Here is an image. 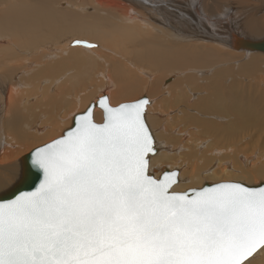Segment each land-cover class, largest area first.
Instances as JSON below:
<instances>
[{
    "label": "bare ground",
    "instance_id": "obj_1",
    "mask_svg": "<svg viewBox=\"0 0 264 264\" xmlns=\"http://www.w3.org/2000/svg\"><path fill=\"white\" fill-rule=\"evenodd\" d=\"M65 1L67 6L63 4ZM65 1L0 0V194L20 181L21 158L29 145L50 139L72 110L82 108L84 111L92 102L97 104L101 95H106L110 106L116 108L119 106L113 105L131 102L144 92L149 94L146 122L156 138L160 125L158 112L162 109H173L182 118L187 116L188 123L177 131L180 141L188 143L185 144L188 155L181 158L184 161L175 160L173 149L167 151L164 141L155 143L157 153L149 157L148 169L156 179L164 171H178L179 182L172 192L200 189L205 180L218 181L221 177L247 186L257 179L264 180V152L257 148L256 157L261 164L244 172L228 165L234 157L229 145L232 137L253 128L258 135L263 134L264 117L258 110L262 103L256 98L250 101L255 85L264 83L263 64L260 56H256L259 52L235 47L239 39H263L255 38L264 34V23L253 14L244 16L243 13L238 15L239 21L234 17V9L223 5L214 4L220 12L210 14L208 4L203 5L206 8L202 10L200 0H188L189 6L181 8L191 15L193 28L190 31L194 32L183 36L179 31L172 33L165 28L167 19L162 9H167L170 0ZM76 3H79L77 10H71L70 4ZM146 3L149 8H143ZM88 6H93L94 10L89 12ZM83 8L85 11H80ZM140 10L149 12L145 15ZM144 16L153 24L138 21ZM71 36L100 47L89 42L94 45L92 48L73 46L75 41L69 39ZM233 51L240 54L235 55ZM245 56L250 57L248 67L247 64L229 65L211 74L215 65L229 64ZM171 76L175 80L170 84L171 80L166 79ZM244 77L251 78L252 85L244 86ZM164 80L167 86L161 85ZM85 85L91 89L84 90ZM96 94L99 96L93 100ZM103 116L102 110L96 107L94 122L103 124ZM34 124H48L49 130H36L41 135L33 134L29 129ZM184 126L191 129L186 131L188 127ZM198 133L204 137L195 138ZM2 135H5L6 147ZM253 135L250 138L255 143L262 139L255 140ZM225 142L228 145H223ZM218 145L222 146L216 147ZM240 145L243 150L244 146ZM224 153L231 158L222 161ZM243 264H264V247Z\"/></svg>",
    "mask_w": 264,
    "mask_h": 264
},
{
    "label": "water",
    "instance_id": "obj_2",
    "mask_svg": "<svg viewBox=\"0 0 264 264\" xmlns=\"http://www.w3.org/2000/svg\"><path fill=\"white\" fill-rule=\"evenodd\" d=\"M235 48L264 54V37ZM147 104L103 97L22 159L0 194V264H243L264 247V183L174 193L178 171L150 174Z\"/></svg>",
    "mask_w": 264,
    "mask_h": 264
},
{
    "label": "rangeland",
    "instance_id": "obj_3",
    "mask_svg": "<svg viewBox=\"0 0 264 264\" xmlns=\"http://www.w3.org/2000/svg\"><path fill=\"white\" fill-rule=\"evenodd\" d=\"M65 1V0H64ZM148 1H150V0H148ZM165 2H166V0H164ZM188 0H170V2H169V4H167V7H165V8H167V9H162V11H163V15H164V17H166V19H167V23H166V26H165V28L167 29V30H169V31H172V33H176V31H179L178 33L179 34H183V36H186V34L187 35H190V33H192V32H194L193 30H192V32L190 31V28H193V25H192V23L190 22V20H189V18L191 17V15L189 14V16H188V13H187V10H184L183 8H181V6H189V4H188V2H187ZM202 3V10L204 9V7H203V5H207L206 7H207V12L208 13H210V14H216V13H218V11L219 10H217V7H215L216 5H214V4H217V5H220V6H228V8H231L232 10L234 9V11H235V14H234V17L236 16V18L237 19H239V21H240V18H239V16L238 15H241L242 13L244 14V16H247V15H249V16H251L252 14L253 15H255L256 16V18L257 19H259V21L261 22V23H264V0H208V3H207V0H200ZM204 1H206V2H204ZM209 1L211 2V3H209ZM222 1V2H221ZM224 1V2H223ZM183 3H185V4H183ZM222 3H227V4H222ZM63 4H66V6H67V1H65ZM77 4H79V3H76V4H70V9L71 10H75L76 9V7H78V5ZM161 4V3H160ZM214 6H213V5ZM148 5L149 4H145V6L146 7H143V8H147L148 7ZM173 5H175V6H173ZM180 5V6H179ZM210 5V6H209ZM178 6V7H177ZM89 7V12H92L93 10H94V8H93V6H88ZM174 7H176V8H174ZM205 7V8H206ZM209 7V8H208ZM211 7H214V8H211ZM149 8V7H148ZM180 8V9H179ZM190 8V7H189ZM240 8V9H239ZM213 9H215V10H213ZM77 10V9H76ZM80 11H85L84 10V8L82 9V10H80ZM142 13H144L145 15L149 12V11H147V10H140ZM167 11V12H166ZM169 11H173L172 13L171 12H169ZM240 11H242L241 13H240ZM161 12V11H160ZM214 12V13H213ZM220 12V11H219ZM168 13H171V14H168ZM186 13V14H185ZM174 14V15H173ZM157 16V14H156V12H154V16ZM156 19H157V17H156ZM178 19V20H177ZM141 20H146L148 23H151V24H153V22L149 19V17H147V16H144L143 18H139L138 19V21L140 22ZM185 21H187V22H185ZM159 23L161 24L162 23V21H159ZM179 24V25H178ZM178 25V26H177ZM184 26H186V27H184ZM263 27H264V25H262ZM178 28V29H177ZM262 34V33H261ZM264 37V34H262V35H260V36H258V38L256 37L255 39H261V38H263ZM72 38V40L73 41H86V42H89V40H85L84 38H76V37H74V36H71V37H69V39H71ZM84 39V40H83ZM89 43H93V42H89ZM195 43V42H194ZM93 44H95L96 45V47H98L99 46V44H97V43H93ZM182 44H187V43H182ZM191 44H193V43H191ZM98 45V46H97ZM83 47V46H82ZM100 47V46H99ZM228 50V49H227ZM230 52V51H229ZM232 52V51H231ZM234 53H235V55H237V54H240V53H236L235 51H233ZM260 56V60L262 61V64H263V68H264V54H262V53H258L256 56ZM31 58H32V56H31ZM241 58V57H240ZM243 59H239V58H237V59H235V60H232V61H230L231 63H222V64H218V65H220V67L218 66V65H215L214 66V69H213V71H212V73L211 74H213L216 70H220V69H222V68H226V67H229V65L230 66H242V65H246L247 67H248V65H249V62H250V57L249 56H245V57H242ZM239 59V60H238ZM237 60V61H236ZM31 62H33V61H31ZM219 67V68H218ZM264 70V69H263ZM157 73V72H156ZM255 73V72H254ZM253 73V74H254ZM258 74V73H257ZM256 75V74H255ZM254 75V76H255ZM239 76V75H238ZM173 77V78H172ZM264 77V76H263ZM263 77H262V80H263V82H264V79H263ZM228 78H231V77H228ZM251 78H253V75H252V77ZM251 78H248V77H244V79H245V81H244V86H250V85H252L251 84ZM167 81H169V80H171V82H170V84L175 80V77L174 76H171V77H169L168 79H166ZM167 81H162V82H160L161 83V85L162 86H167L166 85V82ZM87 85H85L83 88H84V90H90L91 89V87L90 86H87ZM256 86V88H255V91L254 92H252V95H251V97H250V101L253 99H255V100H260L259 101V103L261 104L260 106H259V108H258V110H259V112L262 114V116L264 117V83H263V85H255ZM93 88V87H92ZM247 89H249V87H247ZM251 89V88H250ZM249 89V90H250ZM145 94V95H144ZM147 92H144L143 94H141V97L139 96L138 98H136V99H131V102H136V101H138V100H140V99H142V98H147ZM144 95V96H143ZM149 95V94H148ZM263 97H262V96ZM97 96H99L98 94H96L95 96H94V98H93V100H95V99H97ZM254 96V97H253ZM103 97H106L107 99H109L106 95H101V96H99V99H102ZM248 99V98H247ZM246 100V99H245ZM98 101L99 100H97V103H98ZM130 102V100H127V101H121V102H119L118 104H125V103H131ZM92 103H95V102H92ZM246 103H248V100H246ZM89 104V103H88ZM120 105H113L114 107L115 106H120ZM90 106V105H89ZM88 106V107H89ZM87 108V107H86ZM85 108V109H86ZM84 109V111L82 110V108H79V109H74V110H72V112H70V116H67L66 117V121L64 122V120H63V115L61 116V120H63V122H64V124H62V126H61V128H60V130H57L56 132H54V134H52L51 135V137H50V139L48 138L46 141H44V142H41V143H37V142H33V143H31L30 145H29V148L27 149L28 151L27 152H25L23 155H22V158L21 159H23V157H25L26 156V154H29V153H31V151H33V150H35V149H37V148H39L40 146H42V145H46L47 143H51L52 141H54V140H56V139H58V138H60V137H62L63 136V133H65V131H67L68 129H70L71 127H72V123H73V121H74V118H72V116L73 117H75L76 115H78V114H80L79 113V111H81V113H84L86 110ZM100 109V108H99ZM0 110H2V109H0ZM102 110V109H101ZM176 110V109H175ZM261 110V111H260ZM77 113H76V112ZM83 111V112H82ZM167 111V112H166ZM172 111V112H171ZM103 112V111H102ZM75 115H74V114ZM161 113H165V114H163V115H160ZM168 113V114H167ZM173 113H174V115H173ZM71 114H72V116H71ZM104 114V113H103ZM158 117L160 118V125H159V128H158V132H156L157 134H158V138H156L153 134H151L152 135V137L154 136V138L157 140L155 143L156 144H158L160 141L161 142H163L164 143V145H165V147L164 148H167V151H171V149H173L172 150V154H175V156H174V158H175V160H180L182 157H184V156H187L188 155V150H187V147L185 146V144H188L187 142H185V143H183V142H181L180 141V139H179V136H178V132H179V130L180 129H178V128H181V126H183V124H187L188 123V120H186V118H187V116H184L183 118H185V119H183L182 117H181V115H177L176 114V111H173V109H171V110H168V109H162L161 111H160V113L158 112ZM174 116H176V117H174ZM180 118H179V117ZM44 117V116H43ZM69 117V118H68ZM162 117V118H161ZM103 119H104V116H103ZM177 119H178V121H177ZM205 119V118H204ZM46 119H44V121H45ZM71 120H73V121H71ZM162 120V121H161ZM163 120L165 121V123L163 122ZM175 122H174V121ZM72 122V123H71ZM174 124H173V123ZM181 122V123H180ZM187 122V123H186ZM177 123L180 125H177ZM69 126H68V125ZM72 124V125H71ZM97 124V123H96ZM192 124V123H191ZM40 127V128H39ZM63 127H65V128H63ZM185 128L186 127H188V126H184ZM189 129H191V128H187L186 129V131L187 130H189ZM36 131V130H38V131H40V132H46V131H48L49 130V125L47 124V125H43V126H41L40 124H34L33 125V127H30V129H29V131L31 132V133H35V134H37L38 133V131H36V132H34V131ZM165 130V131H164ZM64 131V132H63ZM167 131V132H166ZM178 131V132H177ZM194 131V130H193ZM196 132V131H195ZM246 132V133H245ZM245 132H243L242 133V131H240V133H237V136L234 138V137H232L231 138V140H230V142H229V145H230V147H231V150H233V154H234V157L229 161V163H228V165H231V166H234L237 170H242L243 172H244V170H246V171H249L251 168H253L254 166L253 165H259V164H261V161L259 162V160H258V158L256 157V155H258L259 153H258V151H257V149H259V150H261V152H264V130H262V132H263V134H262V136H260V135H258L257 134V132L255 133V129L253 128V129H250V130H248V131H245ZM175 134V136H173L174 134ZM261 133V131H259V134ZM2 134V133H1ZM39 134V133H38ZM166 134V135H165ZM202 134V133H201ZM205 134V133H204ZM254 134V135H253ZM257 134V135H256ZM39 135H41V134H39ZM54 135V136H53ZM161 135H164V136H161ZM251 135H253L254 136V138H255V140H258L257 138H259V139H261L260 141H258V143H255V142H253V140L250 138L251 137ZM4 136L5 135H2V143L4 144V146L6 147V145H5V139H4ZM160 136H161V138H160ZM177 136V137H176ZM201 136H203L204 137V135L202 134V135H200L199 133L196 135V137L195 138H200ZM258 136V137H257ZM167 138V140H168V138H169V140L168 141H166V138ZM173 137V138H172ZM241 137H242V139H241ZM244 137V138H243ZM175 138H176V141H172V139L173 140H175ZM247 138V139H246ZM158 139H160V140H158ZM233 139V140H232ZM247 140V142L244 144V143H242V142H244L245 140ZM238 140V141H237ZM241 140V143L240 144H242L243 146H244V149L243 150H241L242 148V146L239 144V141ZM243 140V141H242ZM236 142H238V144L236 143ZM43 143V144H42ZM234 144V145H233ZM223 145H228L226 142L223 144ZM237 145H238V147H237ZM248 145V146H247ZM256 145V146H255ZM183 146H185V147H183ZM222 145H218V146H216V147H221ZM33 147H35V148H33ZM173 147V148H172ZM254 147V150L252 149ZM170 148V149H169ZM235 148V149H234ZM237 148V149H236ZM246 148H248V149H246ZM255 148H257V149H255ZM3 149L4 148H2V150H1V153L3 152ZM187 151H186V150ZM164 150V149H163ZM166 150V149H165ZM164 150V151H165ZM246 150H248V151H246ZM252 150H253V152H254V154H252ZM177 151H179V153L177 152ZM241 152V153H240ZM245 152H246V154H245ZM177 153H178V155H177ZM181 153H183V154H181ZM185 153V154H184ZM245 154V155H244ZM180 155V156H179ZM223 155V154H222ZM221 155V156H222ZM242 155V156H241ZM252 156H254V157H252ZM252 157V158H251ZM231 157L229 156V155H227L226 153H224V157L223 158H221L222 159V161H226V160H229ZM242 159H244V162H243V160ZM182 161H184L183 159H181ZM180 160V162H182ZM245 160H247V161H245ZM264 160V159H263ZM173 161V160H172ZM16 162H18V160L16 161ZM15 162V163H16ZM190 172V171H189ZM227 180V181H226ZM205 183H203V185L204 184H208V182H212V184H215V183H224V182H237V183H241V182H239V181H234V180H228V179H222V177L218 180V181H207V180H205L204 181ZM258 182V183H257ZM261 183H264V180L263 179H257V181H256V183H254V182H252V183H250V185H248V186H258V185H260ZM210 184V183H209ZM243 184V183H242ZM245 184V183H244ZM203 187V186H202ZM201 187V188H202ZM180 193H183V192H180Z\"/></svg>",
    "mask_w": 264,
    "mask_h": 264
}]
</instances>
